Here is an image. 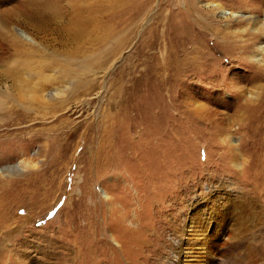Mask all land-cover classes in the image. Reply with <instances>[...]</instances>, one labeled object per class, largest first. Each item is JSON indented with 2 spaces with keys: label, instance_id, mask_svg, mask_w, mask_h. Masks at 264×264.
Returning a JSON list of instances; mask_svg holds the SVG:
<instances>
[{
  "label": "rangeland",
  "instance_id": "1",
  "mask_svg": "<svg viewBox=\"0 0 264 264\" xmlns=\"http://www.w3.org/2000/svg\"><path fill=\"white\" fill-rule=\"evenodd\" d=\"M216 4L227 11L220 29L264 27V0H0V94L15 78L38 88L33 109L0 99V264H41L43 251L46 264H178L196 211L208 216L226 192L232 213L248 209L229 230L244 231L207 248L218 264H264V115L234 120L251 91L264 92V67L235 50L213 80L221 91L197 73L183 79L178 102L194 97L219 124L181 115L160 89L162 56L225 53L188 19ZM233 77L245 94L228 87Z\"/></svg>",
  "mask_w": 264,
  "mask_h": 264
},
{
  "label": "bare ground",
  "instance_id": "2",
  "mask_svg": "<svg viewBox=\"0 0 264 264\" xmlns=\"http://www.w3.org/2000/svg\"><path fill=\"white\" fill-rule=\"evenodd\" d=\"M211 7L212 9H210L209 16H205L203 14L204 11L199 6L190 8L189 10L190 12H188L189 14L188 19L191 20V17L194 16L195 17L194 20L196 24L199 26L198 28L195 29H198L201 32L205 29V27H208L211 30L213 35L217 37L218 44L220 43V49H223L225 52L223 53V56L219 58V54L216 55L215 51L210 52L203 46H200V49L198 48V46H195L192 48V50L189 53L184 52L181 58H177V56L174 57L176 61H173V58H171V60H165L164 56H162V61L159 65L160 68L159 79L161 80L160 89L163 91L164 94L163 104H165L166 106L167 105L172 106V104L174 105L176 102L177 103L176 107L181 115L182 114L190 115L193 121H197L201 123L203 122V124H206L205 122L219 124L222 123V121L225 118L222 116L220 118L219 117L220 112H218L215 109H212V107L209 108L206 106V104H202V102H193L195 99L194 97L188 96L186 98H182L184 101L178 102L179 96L175 98L176 94H178L179 91H183L184 88L187 86L188 83L184 82L186 79L191 80L192 74L197 73L201 83H204L205 85H211V87L213 86L220 87L219 84L216 85L214 84L215 81H213L217 79V77L219 78V73H217V71L219 70L224 71L225 67L223 63L225 61L232 64L238 61L239 58L237 57L236 53L239 51L242 52V54L245 55L246 58L252 60V63L255 64V66L259 65L261 67H264V48L262 46H258L257 44L260 40H262V38H264V27L260 26L258 28H255L250 32L251 34L248 35H244L243 33L240 34V31L237 32V30H233L232 26H230L229 23L228 24L226 23L223 29H220L217 25L216 17L219 14H223V13L226 14L227 11L225 10L224 6L219 4L211 5ZM206 17H209L208 20H205ZM236 18L240 20L244 19V21H250V22L254 21V23L257 21V18L251 16L249 18H245L244 16L236 15ZM196 32H197V36L201 38L199 35L200 34L202 35L203 33L198 34V31ZM180 36L182 35L180 34ZM246 36H250V39H246ZM235 50L236 51L239 50V51L236 52ZM174 63L178 67V70H176L173 73V71L171 70L172 66L170 65H174ZM258 69L260 72L262 71L261 74L262 77H264V68H258ZM11 80L14 83L13 86H11L12 91L7 90L8 92L0 94V99H6V100L9 99L12 100L14 103H16V105H19V107L22 108L25 107V109L28 110L33 109L34 102H36L37 100V92H38L37 86L35 84L26 83L18 79L16 80V78ZM229 80L230 82L228 87L231 90L236 89L235 91L238 93L239 96L240 94L243 93L245 94V92H242L241 89L240 91L239 89H237L238 84L234 77ZM181 81L182 84L180 85L178 84V86L174 84L175 82H181ZM218 89L221 91V87ZM254 90L251 92L249 91L250 93L248 94V97L250 98V100H247V102H244V104L239 103V105L236 107V112H234V116L236 115L235 116L236 119L234 120L240 127L242 125L247 126L244 125V122L245 124H247L249 120L252 121V123L254 122L258 123L260 121L259 118L258 120L254 119V111L256 109L260 111L259 114L260 116L264 115V111L263 112L261 111V109L264 110V92H261L262 89L260 90L258 88H255ZM3 104L4 103H1L0 106L2 107ZM251 113L252 116H250ZM167 116L168 113L166 116H164L165 120L166 118H168ZM257 128L258 126H255V130ZM13 169L19 170V167L17 165L6 167L2 169L1 172L12 171ZM216 197L219 198V201H216L217 203H219V206H217L214 209L213 207H211L209 209L210 211L208 213L209 215L206 217H204L205 215L203 217L202 216L199 217V214H202V212L196 211L195 215L198 218L192 221L191 226L188 229H185L184 232L186 237L182 239L181 242H179V246L181 247V249L180 248L174 249V251L176 252L175 254L179 258L178 264H194V260L192 257L194 256L195 252H199V254L201 252V254L203 253L204 256L205 255L207 256V257L205 256L206 259L204 260L203 258L201 259L203 260L202 264H218L217 263L218 259L214 255H212L210 249L207 248L208 246L207 244L208 243L219 244L225 241L226 239L227 240L234 239V236L239 237L240 234L243 233L242 231H244V229H241L240 228L241 226L240 227L238 226L236 229L229 230V228L231 227L230 222L234 221L238 224L239 218L236 217H240L242 214L248 213V209H246V207L241 204L242 206H238V210H234L235 211L234 214L231 211L233 210V203L237 201L235 199L236 196H234L231 193L227 194L226 192V194L224 193L221 194V196L218 195ZM220 199H224V200H220ZM230 207H232V209H230ZM228 211H230V213H227ZM246 216L247 214L245 215V217ZM127 230L129 231L130 234L136 233L133 230H129V229ZM228 231H231V235L229 237H227ZM128 238L131 239V237ZM114 240L116 242L118 241V239L115 238ZM118 244L120 245L119 242ZM183 246H184V250H183ZM249 254H251L250 250H249ZM46 255H47L46 251H43L42 259L40 260L41 264H46V260H47Z\"/></svg>",
  "mask_w": 264,
  "mask_h": 264
}]
</instances>
